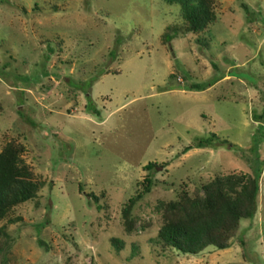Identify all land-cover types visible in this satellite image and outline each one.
Segmentation results:
<instances>
[{"label": "rangeland", "instance_id": "rangeland-1", "mask_svg": "<svg viewBox=\"0 0 264 264\" xmlns=\"http://www.w3.org/2000/svg\"><path fill=\"white\" fill-rule=\"evenodd\" d=\"M213 1L215 21L192 33L163 0H0V146L19 142L43 181L0 219V264H264V122L251 117L264 108V0ZM209 133L226 142L182 153ZM148 162L159 167L126 233L120 210ZM260 165L253 216L226 248L156 239L159 201Z\"/></svg>", "mask_w": 264, "mask_h": 264}, {"label": "trees", "instance_id": "trees-1", "mask_svg": "<svg viewBox=\"0 0 264 264\" xmlns=\"http://www.w3.org/2000/svg\"><path fill=\"white\" fill-rule=\"evenodd\" d=\"M163 1L178 5L184 32H202L215 21L213 0ZM168 29H171V33L178 31L176 26H170ZM161 38L167 42L171 38L170 32L163 31ZM209 85L211 83L191 82L187 88L202 89ZM251 117L254 121L264 122V108L259 113L252 112ZM215 139L216 135L209 133L207 137L197 138L185 145L181 151L184 153L192 147H210L226 142L224 139L218 142ZM22 152L23 146L12 138L6 139L0 146V219L5 218L7 223L17 219L7 216L11 208L21 202L35 199L43 185V181L23 161ZM157 167L159 166L155 162L144 165L148 175L141 180V189L129 197L121 207L120 216L126 233L134 229L130 209L143 193L149 191L152 184L150 174L156 171ZM260 172L261 165L252 169V173L230 172L215 175L203 182L191 195L181 190L175 199L159 201L156 208L161 222L155 234L156 239L163 246L173 247L187 254H196L206 246L226 248L239 219L253 216ZM86 196L92 201L95 209L100 208L97 195L88 192ZM4 232L5 224H1L0 244ZM110 242L115 248L122 246V241L116 238H110Z\"/></svg>", "mask_w": 264, "mask_h": 264}]
</instances>
